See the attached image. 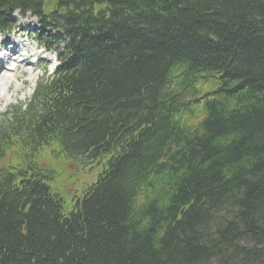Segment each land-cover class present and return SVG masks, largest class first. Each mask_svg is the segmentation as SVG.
<instances>
[{"label":"trees","instance_id":"obj_1","mask_svg":"<svg viewBox=\"0 0 264 264\" xmlns=\"http://www.w3.org/2000/svg\"><path fill=\"white\" fill-rule=\"evenodd\" d=\"M16 11L63 51L0 123V264H264V0H0V33ZM51 146L103 169L70 206Z\"/></svg>","mask_w":264,"mask_h":264},{"label":"rangeland","instance_id":"obj_2","mask_svg":"<svg viewBox=\"0 0 264 264\" xmlns=\"http://www.w3.org/2000/svg\"><path fill=\"white\" fill-rule=\"evenodd\" d=\"M26 17H28L27 20L25 19ZM15 22H17V26L28 24L29 22L34 24L37 28V23H39L38 19L30 14H27L26 16L15 14L13 16V24H15ZM14 34H16V37H14V35V38H11L19 42L18 36L20 32L17 30ZM24 34L26 35L25 38H27L29 36V31ZM55 36L53 38H55ZM34 37L35 35L31 36V38ZM3 38L4 37L0 36V42ZM25 38L24 40H26ZM24 42L25 41H22V43ZM28 45H30L31 48H28L26 52L31 50L35 53L17 55L19 59H24V63L19 64L12 60L6 65L5 70L0 75V122L4 120L5 115L13 106L15 107L21 104H26L31 99L36 84L43 78L49 77L57 66V62H55L54 59L57 57V53L60 52V43L49 48L42 44L39 47L38 42L31 39ZM56 50L57 53L55 52ZM37 58L38 60L36 61ZM13 66H17L14 72ZM52 150L53 147L51 146L40 154L39 165L48 170H55L60 174V177H57L56 183L52 184L51 187L54 192L64 196L68 206H70L72 205L73 200L81 194L84 188L96 182L103 169L102 167H95L92 172L88 171L87 173H83V170L87 171L94 166H87L85 168L79 166L80 163L70 161L63 156L53 157L50 154ZM18 155L19 154L15 149L9 152L7 157L0 160V168H18ZM67 208L69 209V207Z\"/></svg>","mask_w":264,"mask_h":264},{"label":"bare ground","instance_id":"obj_3","mask_svg":"<svg viewBox=\"0 0 264 264\" xmlns=\"http://www.w3.org/2000/svg\"><path fill=\"white\" fill-rule=\"evenodd\" d=\"M15 50H16V48H15ZM15 50H13L12 52L8 51V53H9L10 55H12V54L14 53ZM8 53L5 51V52L3 53V58H4L5 56H7ZM3 58L0 57V63H1V61H6V60L3 59ZM2 59H3V60H2ZM14 67H15V68H14V71H15L16 68H17V66H14ZM2 68H3V65L0 66V75H1V73L3 72Z\"/></svg>","mask_w":264,"mask_h":264}]
</instances>
